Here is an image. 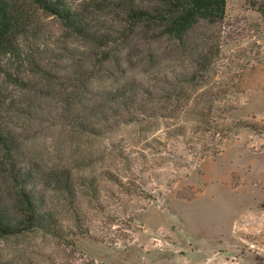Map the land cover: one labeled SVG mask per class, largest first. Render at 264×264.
<instances>
[{
    "label": "rangeland",
    "instance_id": "374dc122",
    "mask_svg": "<svg viewBox=\"0 0 264 264\" xmlns=\"http://www.w3.org/2000/svg\"><path fill=\"white\" fill-rule=\"evenodd\" d=\"M9 1L0 209L21 186L62 236L0 237V264H264V0L185 46L132 18L148 0H66L84 35Z\"/></svg>",
    "mask_w": 264,
    "mask_h": 264
},
{
    "label": "trees",
    "instance_id": "16d2710c",
    "mask_svg": "<svg viewBox=\"0 0 264 264\" xmlns=\"http://www.w3.org/2000/svg\"><path fill=\"white\" fill-rule=\"evenodd\" d=\"M34 2L43 10L60 18L73 32L80 35L85 34L74 9L67 4L66 0H34ZM148 4L149 6L137 10L132 18L139 24H143L144 28L161 30L163 34L185 46L189 33L199 23L203 21L215 23L224 19L227 0H148ZM10 7L9 0H0V48H3L9 30L14 27ZM199 62L197 70L187 80L190 84L203 81L209 71L211 65L209 59H200ZM184 107L182 106L181 110L188 111L187 106ZM197 113L200 112L197 111ZM6 144L7 139L0 127V146L6 148ZM68 180V176L58 179L65 184V187L68 185ZM15 195L18 214L14 218L9 217L0 209V237L35 231H43L54 238L62 236V231L56 228L55 219L43 214L31 192L20 186L15 190Z\"/></svg>",
    "mask_w": 264,
    "mask_h": 264
}]
</instances>
